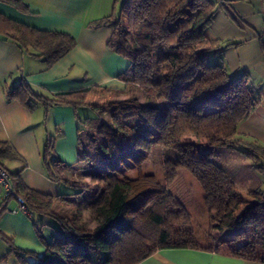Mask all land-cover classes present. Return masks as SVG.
I'll return each mask as SVG.
<instances>
[{
	"label": "trees",
	"instance_id": "trees-1",
	"mask_svg": "<svg viewBox=\"0 0 264 264\" xmlns=\"http://www.w3.org/2000/svg\"><path fill=\"white\" fill-rule=\"evenodd\" d=\"M0 1L29 11L22 0ZM119 4V11L115 8L110 15L90 23L92 27H112L108 48L129 61L127 69L118 76L125 88L104 91L128 94L123 100L116 99L115 107L126 120L133 118L141 125L142 132L137 124H132L127 132L134 155L155 142L161 147H172L177 156L163 159L165 182L156 184V193L133 219L123 220L122 212L135 193L132 194L127 178L105 168L102 157L120 156L111 151L118 149L115 128L120 115L114 113L112 121L101 118L94 125L87 122V143L81 132L76 167L56 156L53 141H49L44 150L48 174L70 188L66 195L76 199L63 198L70 204L63 214L54 208L55 197L26 186L11 173L14 189L25 199L29 211L50 215L59 222L60 230L50 240L40 234L46 246L42 255L21 250L6 238L10 251L0 264L10 255L16 257L18 264H138L162 248L212 249L200 244L191 225V214L168 191L182 169L200 183L207 213L216 220V228L241 227L236 232L241 242L231 249L232 255L264 262V193L250 191L257 199L244 206L236 181L213 159L218 147L237 149L264 174V145L238 132L239 124L261 103L262 95L250 84L246 72L232 75L223 61H213L226 48L236 45L231 40L210 39L206 34L218 10V0H120ZM0 39L14 41L48 65L63 58L77 43L69 33L39 29L1 12ZM139 89L144 91L143 103L137 101ZM96 90L46 97L22 80L7 96L28 108L36 100L46 110L62 104L71 105L76 111L90 107L103 113V103L92 100ZM94 133L107 137L99 147L92 140ZM190 134L207 140L208 149L200 152L194 144L182 142ZM11 154V145L0 140V158ZM91 162L104 168L92 176L98 180L95 187L78 178L87 170L85 164ZM87 190L92 191L91 195L85 194ZM10 198L3 199L0 211L8 208ZM62 207L59 205L58 209ZM83 213L94 222L92 227L87 226Z\"/></svg>",
	"mask_w": 264,
	"mask_h": 264
},
{
	"label": "crops",
	"instance_id": "crops-1",
	"mask_svg": "<svg viewBox=\"0 0 264 264\" xmlns=\"http://www.w3.org/2000/svg\"><path fill=\"white\" fill-rule=\"evenodd\" d=\"M22 1L29 11L0 1V12L39 29L69 33L77 43L63 58L48 65L44 59L25 51L14 41L0 39V140L9 143L13 151L0 161L18 181L55 197L53 205L58 209L59 205L66 204L63 198H76L66 195L70 188L49 176L44 150L48 142L53 141L55 155L68 165L78 166L80 123L92 108L82 107V114L81 109L76 111L71 105L57 104L46 110L36 100L32 108H28L19 100L8 98L7 93L22 80L46 97L81 89L123 90L126 84L118 76L127 69L129 61L108 48L113 28L90 25L110 15L115 8L119 11L120 0L117 5L116 0ZM206 34L210 39L236 43L214 61H223L232 75L246 72L250 84L262 95L261 103L239 124L238 132L264 145V0H218V10ZM206 146H209L208 142ZM213 159L231 178L230 168L244 169L250 163L243 154L229 147L216 148ZM188 174L185 175L187 183L177 187V194L173 193L172 185L178 176L168 186V191L191 214L200 244L213 248H162L138 264H264L232 255L231 249L241 242L236 238L240 226L224 230L216 228L220 233L217 239L211 235L214 230L205 207L204 193L199 183L193 182ZM164 182L161 180V184ZM249 187L250 191H256L253 185ZM155 190L141 189L134 199L127 202L121 218L133 219L136 211L156 193ZM91 193L87 190L85 194ZM3 199L0 188V204ZM128 206L132 207L126 211ZM7 207L0 211V259L10 251L6 238L21 250L44 254L46 246L40 234L46 240L52 239L57 229L60 230L59 222L38 212L26 215L18 209L13 197L7 202ZM201 209L203 212L199 214ZM11 258L17 262L16 257L10 255L3 264Z\"/></svg>",
	"mask_w": 264,
	"mask_h": 264
},
{
	"label": "rangeland",
	"instance_id": "rangeland-1",
	"mask_svg": "<svg viewBox=\"0 0 264 264\" xmlns=\"http://www.w3.org/2000/svg\"><path fill=\"white\" fill-rule=\"evenodd\" d=\"M136 92L138 95L137 101L139 103H143L144 91L139 89ZM127 95L128 94L114 93L113 91L106 92L104 90H99V89L96 90V92H94V95H92V98H93L92 100L103 103L102 105L105 108V112L97 113L96 110L90 109L89 114H86L85 117L83 116V121L80 123V129H81V132H83L82 140L84 141V143H87V135L84 132L88 128L87 122L94 125L98 123L99 119L101 118H102V121H112L114 119L113 118L114 113H118L115 107L116 105L115 100L116 99L123 100L124 98L127 97ZM82 112H84V109L80 110L81 114ZM99 114L101 115L99 116ZM119 115H120L119 117H121L120 123H117L116 128H115V135H116L115 139L118 145V149L112 148L111 151H113V153L115 154L120 153V156L117 158L113 156L111 157L105 156L102 154V157L105 160L104 161L105 166H106L105 168L107 170L116 172V174H118L122 178H127L132 184V194L135 193L137 196V194L141 192V189L145 191L149 189H155L157 183L161 184V180L162 182L165 181V178L163 177L164 175L163 159L165 157L175 158L177 156V152L172 147H168V146L161 147L159 144L154 142L150 145V147L147 150H143L142 153L138 152L134 155L133 150L127 141V136H128L127 132L130 130V127L132 124H137L138 131L141 125L140 123H135L134 121H137V120H134L133 118L126 120L123 117L124 114H122L121 112ZM140 131L142 132V129H140ZM182 139L183 141H185L184 143L194 144L195 148L200 150V152H205L208 149V147L206 146L207 140L205 139L197 138L194 135L191 137L190 136L187 137L186 135V137L184 136ZM92 140L95 146L99 147L103 141L107 140V137L103 136L102 134L94 133V136H92ZM235 150L238 151L237 149ZM90 153H92V150H90ZM85 166H88L87 170L84 172V175L78 178H80V180L86 181L89 186H94V187L97 186L98 180L94 179L92 176L94 173H96L97 171H102L104 168H102L100 165L96 166L93 162L86 163ZM179 172L180 174L178 178L172 185L174 194H177L178 186H181L182 183L184 182L187 183V179L185 178L186 173H188L187 170L182 169ZM229 172L232 174L233 179L236 180L238 190L244 196V200H245L244 206L249 205L251 202H254L257 199L256 196L250 192L251 187L249 186L253 185L254 188H256L255 190L260 189L264 193V174H261L260 172H258L255 168L251 166L250 163H249V166L245 167L244 169L232 170V168H230ZM188 175L191 177L193 182L197 184L199 183L190 174ZM198 185H200V183ZM155 191H157V189ZM134 195L132 196L130 195V198L134 199V197H136ZM68 207H70V204L68 205V203H66V204H63V207H62L64 210L62 208L56 209V210L58 212L63 213V211L66 212L68 211V209H70ZM131 207L132 206H128L126 211H129ZM202 212L203 211L201 209L199 214H201ZM83 218L87 220V226L89 228L94 225V222L89 220V217L86 213H83ZM209 219L212 224V230H214L211 232V235L215 239H217L219 238L218 235L220 233H219V230H215L217 227L215 223L216 220L213 219L212 217ZM191 225L193 226L192 223ZM197 227H198V224H197ZM4 264H18V262H16L15 258H11L9 262H6Z\"/></svg>",
	"mask_w": 264,
	"mask_h": 264
},
{
	"label": "built area",
	"instance_id": "built-area-1",
	"mask_svg": "<svg viewBox=\"0 0 264 264\" xmlns=\"http://www.w3.org/2000/svg\"><path fill=\"white\" fill-rule=\"evenodd\" d=\"M0 188L3 197H13L18 203V209L23 211L26 215L32 216V212L29 211L25 199L17 193L14 189V184L11 176V172L8 168L0 161Z\"/></svg>",
	"mask_w": 264,
	"mask_h": 264
}]
</instances>
